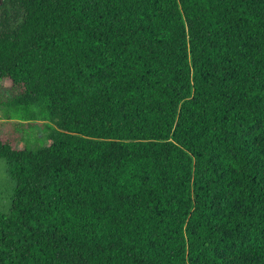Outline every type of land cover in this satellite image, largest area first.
I'll use <instances>...</instances> for the list:
<instances>
[{"label": "trees", "instance_id": "1", "mask_svg": "<svg viewBox=\"0 0 264 264\" xmlns=\"http://www.w3.org/2000/svg\"><path fill=\"white\" fill-rule=\"evenodd\" d=\"M0 81V264H264V0H3Z\"/></svg>", "mask_w": 264, "mask_h": 264}, {"label": "rangeland", "instance_id": "2", "mask_svg": "<svg viewBox=\"0 0 264 264\" xmlns=\"http://www.w3.org/2000/svg\"><path fill=\"white\" fill-rule=\"evenodd\" d=\"M9 82L0 81V132L4 134H18L21 141L19 148H38L52 143L51 133L56 129L54 124L40 121H25L16 113L11 103ZM12 185L10 183L6 164L0 160V212L10 205ZM233 258V256H232Z\"/></svg>", "mask_w": 264, "mask_h": 264}, {"label": "water", "instance_id": "3", "mask_svg": "<svg viewBox=\"0 0 264 264\" xmlns=\"http://www.w3.org/2000/svg\"><path fill=\"white\" fill-rule=\"evenodd\" d=\"M2 4H3V0H0V8H1Z\"/></svg>", "mask_w": 264, "mask_h": 264}]
</instances>
